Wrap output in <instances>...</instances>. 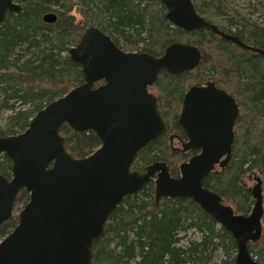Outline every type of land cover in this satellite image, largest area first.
<instances>
[{"label": "water", "instance_id": "95a60500", "mask_svg": "<svg viewBox=\"0 0 264 264\" xmlns=\"http://www.w3.org/2000/svg\"><path fill=\"white\" fill-rule=\"evenodd\" d=\"M165 17L184 31L210 30L244 49L264 54L237 36L220 30L200 15L192 0H160ZM18 3L0 0V24ZM56 15L46 13L43 21ZM68 54L81 66L84 81L39 109L15 135L0 136V155L11 161V175L0 172V224L13 215L23 188L28 200L12 231L0 240V264H91L94 242L104 233L112 210L123 197L153 181L155 202L161 197L190 198L233 237L234 264H259L248 249L262 233L263 181L247 188L253 199L248 214L235 213L220 195L202 185L203 178L226 167L234 139L238 105L232 95L207 81L186 89L178 123L187 141L182 149H199L172 177L164 161L143 170L132 168L137 152L158 139L166 124L156 95L148 88L161 70H191L203 57L189 43L172 42L155 56L124 51L99 27L83 29ZM101 82L97 86L95 83ZM92 130L100 145L84 157H73L59 128Z\"/></svg>", "mask_w": 264, "mask_h": 264}, {"label": "trees", "instance_id": "16d2710c", "mask_svg": "<svg viewBox=\"0 0 264 264\" xmlns=\"http://www.w3.org/2000/svg\"><path fill=\"white\" fill-rule=\"evenodd\" d=\"M13 1L20 10L7 11L0 24V112H8L0 136L22 132L39 109L83 82L81 66L70 58L68 49L84 27H99L120 49L155 56L172 42L192 44L203 53L199 64L176 74L161 70L148 88L158 98L166 130L137 152L132 167L142 170L154 161H165L170 174L177 176L175 162L186 157L170 150L168 134L179 128L178 110L186 89L210 79L219 87L225 85L221 88L238 105L232 150L226 167L206 175L202 185L220 195L224 204L228 201L235 213L246 215L253 199L241 178L250 172L259 174L263 181L262 233L257 242L248 243V249L264 264V54L210 30L188 32L174 26L165 17L160 0ZM233 1L192 0L207 21L264 50V19L252 20L234 11ZM48 12L56 14L55 22L42 20ZM59 134L73 157L87 156L100 145L92 130L75 131L66 123ZM0 172L11 175V161L4 154L0 155ZM28 197L21 188L14 206H23ZM16 223L13 216L1 223L0 239ZM235 254L231 234L198 204L182 197H161L155 202L150 181L123 197L112 210L103 235L94 242L91 264H234Z\"/></svg>", "mask_w": 264, "mask_h": 264}, {"label": "rangeland", "instance_id": "374dc122", "mask_svg": "<svg viewBox=\"0 0 264 264\" xmlns=\"http://www.w3.org/2000/svg\"><path fill=\"white\" fill-rule=\"evenodd\" d=\"M232 9L236 12L241 13L242 15L246 16L249 19L256 20V21H262L264 19V0H235L231 4ZM81 16H78L79 19ZM215 21H217L215 19ZM83 30V29H82ZM124 50V49H123ZM127 50V49H126ZM125 51V50H124ZM211 80V79H210ZM225 86V85H220ZM180 111V107L178 112ZM8 114V112H0V125H4L5 123V117ZM177 158V157H175ZM174 159H171L170 161H174ZM182 162L181 160H177L175 163L178 164V171H179V165ZM258 176L259 174L255 172ZM242 185L244 187H252L254 183L256 182L253 177L249 176V173L245 174L242 178ZM227 204H230L228 201H224ZM22 208L21 204H17L13 207V217L15 220H17V214L19 213L20 209Z\"/></svg>", "mask_w": 264, "mask_h": 264}, {"label": "flooded vegetation", "instance_id": "af4514ba", "mask_svg": "<svg viewBox=\"0 0 264 264\" xmlns=\"http://www.w3.org/2000/svg\"><path fill=\"white\" fill-rule=\"evenodd\" d=\"M48 13H50V12H48ZM46 14V13H45ZM44 14V15H45ZM55 14V13H54ZM43 15V16H44ZM56 15V14H55ZM43 16H42V20H43ZM56 20V19H55ZM55 20L53 21V22H55ZM45 22V21H44ZM53 22H45V23H53ZM85 28V27H84ZM83 28V29H84ZM83 31V30H82ZM82 33V32H81ZM79 39V38H78ZM78 41V40H77ZM114 42V41H113ZM115 43V42H114ZM76 44V43H75ZM74 44V45H75ZM117 45V44H116ZM73 46V45H72ZM118 46V45H117ZM71 47V46H70ZM118 47H121V46H118ZM123 50V49H122ZM126 51V50H125ZM84 81V80H83ZM210 81H212V80H210ZM101 82H96L95 83V86H97L98 84H100ZM203 85V84H202ZM216 85V84H215ZM217 87H219L218 85H216ZM219 88H221V87H219ZM221 89H223V88H221ZM225 90V89H224ZM227 92V91H226ZM230 94V93H229ZM231 95V94H230ZM233 96V95H232ZM234 97V96H233ZM182 99H183V97H182ZM234 99H235V97H234ZM235 101H236V99H235ZM237 103V102H236ZM181 106H182V101H181V105H180V111H181ZM180 111H179V113H180ZM179 113H178V116H179ZM177 123H178V118H177ZM178 126H179V128L178 129H176V131H174V132H170L169 134H168V144H169V147H170V150L171 151H174L175 153H177V154H179V155H182V156H185L186 158L184 159V160H182V162L183 161H187L191 156H193V155H195V154H197L198 152H199V149H189V150H183L182 149V146H183V143H185L186 141H187V137H186V135H185V132H184V130H183V128L180 126V124L178 123ZM233 129H234V127H233ZM230 158V157H229ZM229 161V160H228ZM165 162V161H164ZM133 168V167H132ZM216 168H218V167H216ZM137 169V168H136ZM139 170V169H138ZM143 170V169H142ZM169 172H170V169H169ZM179 174V173H178ZM171 175V174H170ZM172 176V175H171ZM178 176V175H177ZM177 176H172V177H177ZM246 189L247 188H249V187H245ZM23 207V206H22ZM15 227V226H14ZM12 231V230H11ZM10 231V232H11ZM9 232V233H10ZM8 233V234H9ZM6 236V235H5ZM4 236V237H5ZM3 237V238H4ZM2 238V239H3ZM1 240V239H0Z\"/></svg>", "mask_w": 264, "mask_h": 264}]
</instances>
